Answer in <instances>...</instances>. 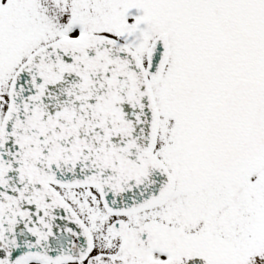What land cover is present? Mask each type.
<instances>
[{
  "label": "snow or ice",
  "instance_id": "1",
  "mask_svg": "<svg viewBox=\"0 0 264 264\" xmlns=\"http://www.w3.org/2000/svg\"><path fill=\"white\" fill-rule=\"evenodd\" d=\"M0 264H264V0H0Z\"/></svg>",
  "mask_w": 264,
  "mask_h": 264
}]
</instances>
